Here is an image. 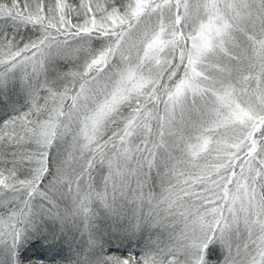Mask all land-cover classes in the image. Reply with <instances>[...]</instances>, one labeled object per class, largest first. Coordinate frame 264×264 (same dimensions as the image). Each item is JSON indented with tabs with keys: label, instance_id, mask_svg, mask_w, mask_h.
I'll list each match as a JSON object with an SVG mask.
<instances>
[{
	"label": "snow or ice",
	"instance_id": "1",
	"mask_svg": "<svg viewBox=\"0 0 264 264\" xmlns=\"http://www.w3.org/2000/svg\"><path fill=\"white\" fill-rule=\"evenodd\" d=\"M0 264H264V0H0Z\"/></svg>",
	"mask_w": 264,
	"mask_h": 264
}]
</instances>
